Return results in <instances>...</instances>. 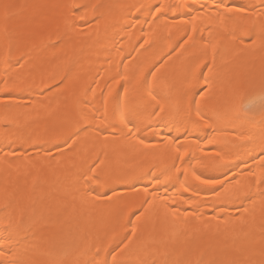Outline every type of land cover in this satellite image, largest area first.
<instances>
[{
  "label": "bare ground",
  "instance_id": "obj_1",
  "mask_svg": "<svg viewBox=\"0 0 264 264\" xmlns=\"http://www.w3.org/2000/svg\"><path fill=\"white\" fill-rule=\"evenodd\" d=\"M250 2L259 0H223L219 8L214 0H0V17L14 13L10 35L0 30V249L6 250L0 264L111 261L113 248L117 264H264V197L258 192L264 182L257 183L264 168L252 159L259 156L264 117L256 110L243 128L227 119L243 102L258 106L264 96V44L240 40L253 27L258 35L264 17L259 10L235 12ZM73 3L96 8L80 21L67 15ZM158 5L164 7L156 12ZM57 38L63 43L52 47ZM22 54L35 66L21 68ZM159 59L157 71L152 63ZM65 67L72 75L55 92L16 91L33 79L41 83V73L47 84ZM122 85L147 87L159 93L157 100L167 95V103L160 100L164 111L145 92L124 128L114 111L117 94L123 101ZM193 97L218 131L197 116ZM89 115H104V124L117 128L93 132L71 151L53 147L66 117L83 123ZM92 126L102 125L96 120ZM208 138L231 150L225 157L231 164L215 158L217 145ZM228 167L244 175L226 193L195 178L219 176ZM249 188L252 200L232 195Z\"/></svg>",
  "mask_w": 264,
  "mask_h": 264
},
{
  "label": "snow or ice",
  "instance_id": "obj_2",
  "mask_svg": "<svg viewBox=\"0 0 264 264\" xmlns=\"http://www.w3.org/2000/svg\"><path fill=\"white\" fill-rule=\"evenodd\" d=\"M214 3L217 5V8H219V5L223 4V0H214ZM7 9H12L15 6L14 5H6L5 6ZM164 5H158L155 7L154 11L159 12ZM186 7L191 10L192 6L187 5ZM232 5L228 6V11H232ZM96 8L95 5H89L87 3H82V4H70L66 6V12L68 16H74L76 19L80 21H87L88 15L90 10H94ZM260 17H264V0H259V3H254L250 2L248 4H243V5H236L235 6V12L237 14H257ZM152 9H150V14L152 13ZM94 14V11H93ZM14 13L11 11H6L2 17H0V30L4 32L6 36L10 35V29H9V24L12 19V16ZM73 28L76 27V25L73 23L71 25ZM247 37L248 41L250 43H255L256 39L260 40L262 44H264V23H261L259 25V34L257 35L256 33V28L253 27L250 31L245 32L243 36L240 37L241 42L244 41V37ZM255 37V39H254ZM63 43L62 38H57V41L54 42L51 46L52 47H57L60 46ZM148 41L145 40L144 44H147ZM144 44H141L140 47L144 48ZM145 52L149 51V49H144ZM174 52L175 49H172ZM171 52L167 53L168 56H171ZM163 59H159L156 61H153L152 67L156 68L158 71L159 69L157 68V64L163 63ZM214 63V60H213ZM18 64L21 68H23L26 64H33L35 66L34 60L30 57L27 56V54H22L21 57L18 60ZM206 68H208V71L211 72L212 68L208 64L204 65ZM141 72H143V68H141ZM72 75V69L69 67H65L63 69V72L60 76L53 77L48 81V83L43 82V73H41V83L36 84L35 80L33 79L32 82L25 83L23 87L16 89V91H27L31 93L33 90H35L39 95H46L47 93L55 92L56 89H59L63 87L66 83V81L69 80V78ZM148 75L152 76L155 78V72L154 71H149ZM201 77L203 78L205 84L208 83V77L204 75L203 72H201ZM119 83V81H117ZM147 77H145L144 84L147 85ZM164 88H167V85H164ZM121 91L124 93L123 96V101H121V97L119 94H117V97L115 98V112H118L124 119L122 120L123 127L128 128L129 124L133 123L132 117L136 115L137 109L141 107L143 104V99H144V93L148 92L149 95L152 96V99L156 101V107H159V111L163 112L164 108L160 106V100H164L166 103L168 102L169 97L167 95L160 96V100H157V96L159 93H153L150 89L147 87L139 88V89H133L129 90L125 86H121ZM205 90L201 89L200 92L198 93L199 95H203V92ZM111 93V88H109V94ZM103 96V92L101 93ZM11 96H6L5 99H10ZM259 100L258 106L254 104L251 100L243 102L239 108L238 111L235 113H230L227 117L232 123L237 124L239 127L243 128L246 127L251 123L249 120V116L252 115L256 110H258L262 117H264V96H260L257 98ZM0 103H4V100H0ZM105 103V108L107 107V98L104 100ZM191 105L195 107V111L198 117L202 118L205 120V123L207 124V121L209 119H212V117H207L205 118L203 113L200 110L199 107V101H197L194 97L191 101ZM97 112L99 109L96 110ZM153 115H156L157 113L154 111L152 113ZM83 123L80 120L74 121L71 116L66 117L63 123L59 125V137L56 142L53 143V147L56 149H67L71 151L75 146H77L82 140H84L88 135L91 133H95L97 136H99L102 132H104L109 126H111L114 130L117 128V125L115 123H112L111 125L104 124V120L107 119L106 116L100 115H89L87 117H82ZM217 121L221 119L219 115L216 117ZM96 120H100V123L102 126H95L93 127V123ZM208 128L213 129V125L207 124ZM214 131H218L219 129H213ZM121 132H123V128H121ZM131 133V129H128V134ZM115 134V132H113ZM143 142V141H141ZM208 144H213L217 145V142L214 138H208L207 139ZM245 148L249 147L248 145H244ZM254 151L255 149L252 148ZM179 151V149H177ZM216 151V159L219 160L223 165L227 166L231 164V160L226 159L225 157L230 156L231 150L227 148V146L221 147L219 145L216 146L215 148ZM223 153V155H221ZM247 154V153H246ZM257 158L260 160V167L264 168V130L261 131L260 135V151H259V156H253L252 159L255 161ZM237 159H240L241 163L247 167V161L243 159V157H237ZM175 167V164L173 165ZM240 165L236 164L235 169H239ZM90 171H94V168H90ZM180 169L177 168V172H179ZM249 175H253L251 169H248ZM195 175V173H193ZM244 172L243 171H235L233 167H228L227 171H223L220 173L219 176H202V175H195L196 180L200 181L201 184L203 185H208V186H215L219 185L218 188H214V191L218 194L221 193H226L228 191V186L233 184V181H235L236 184H240L241 182V177H243ZM87 179V177H86ZM95 179H99V177H95ZM116 180L118 182H122L123 178L122 177H116ZM264 181H258L257 183H262ZM187 190V189H186ZM113 193H115V189H112ZM259 195L264 197V190L258 189ZM147 195V194H146ZM233 196L236 197H246L248 200H252L253 196L251 194V189L249 188L247 191L243 192H235L232 193ZM144 204H148L149 201L145 199L143 202ZM241 207L243 206V201L241 202ZM131 223V221H130ZM6 232L8 231V228L4 229ZM132 233H135V228L133 227ZM19 235V234H17ZM129 237L125 236L123 240H121V244H123L124 240H128ZM8 240L11 241L12 237L9 236ZM16 243L19 244L20 241L19 239L16 240ZM120 245H117V248H119ZM124 247H127L125 244ZM116 248L112 249V252H109L108 255L112 256V260L109 261L108 259H103V260H96L95 258L92 261H67V260H60V261H51L49 264H117V261L115 259L114 253L116 252ZM122 250V249H121ZM5 249H0V257L5 255ZM7 251H11L8 249ZM96 256L100 255V249H96ZM8 264H25L23 261H18V260H11L8 262Z\"/></svg>",
  "mask_w": 264,
  "mask_h": 264
}]
</instances>
